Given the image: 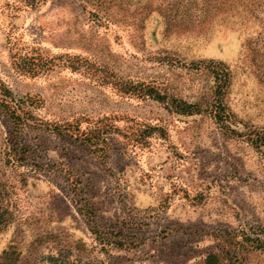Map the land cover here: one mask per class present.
<instances>
[{"label": "rangeland", "instance_id": "1", "mask_svg": "<svg viewBox=\"0 0 264 264\" xmlns=\"http://www.w3.org/2000/svg\"><path fill=\"white\" fill-rule=\"evenodd\" d=\"M176 3L0 0V83L31 111L34 160H8L0 106V264H264V156L246 138L264 133V3L261 23L206 33Z\"/></svg>", "mask_w": 264, "mask_h": 264}, {"label": "trees", "instance_id": "2", "mask_svg": "<svg viewBox=\"0 0 264 264\" xmlns=\"http://www.w3.org/2000/svg\"><path fill=\"white\" fill-rule=\"evenodd\" d=\"M177 8L180 7L182 14L186 15L188 23L199 28L200 33H206L211 26L226 17H239L246 21H255L261 23V18L256 14V9L262 7L264 0H177ZM191 21H195L191 22ZM264 27L263 23H261ZM195 33L198 31L194 30ZM211 74L215 83L213 92L214 102L211 108L213 119L220 125L226 126L229 122V114L224 105V95L226 88L230 84L229 70L218 64L211 70ZM155 101L161 100L158 93H153L148 89L145 94ZM1 96V113L3 122L8 125V133L10 140H7L6 156L16 162L31 163L34 166V160L31 159L28 147L20 141L19 135L24 128L28 127V122L32 120L31 111H25L20 106H17L12 92L4 84L0 83ZM172 107L177 113L193 115L200 114L201 109L197 104H187L181 101H173ZM247 141L257 150L263 152L264 156V133L249 131L246 134ZM27 166H30L29 164ZM30 166V167H31ZM206 264H211V258L206 261Z\"/></svg>", "mask_w": 264, "mask_h": 264}]
</instances>
